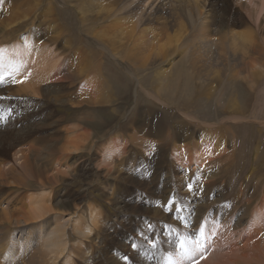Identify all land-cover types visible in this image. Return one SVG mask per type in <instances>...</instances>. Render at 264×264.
<instances>
[{"label": "rangeland", "instance_id": "1", "mask_svg": "<svg viewBox=\"0 0 264 264\" xmlns=\"http://www.w3.org/2000/svg\"><path fill=\"white\" fill-rule=\"evenodd\" d=\"M206 1L209 2L200 0L201 5ZM48 2L49 0H40L39 10L42 11ZM234 2L238 3V8L242 9L250 19V26L257 32L256 37L258 36L264 45V0H234ZM65 8L56 10L61 13V22L64 26H69L73 34L86 41L84 50L90 51L96 48L95 42L81 32V23L75 9L71 5ZM200 8L204 13H209V10L213 9L211 10L213 19L219 22L221 10L217 5H204V7L202 5ZM66 13L69 14L68 18L65 17ZM41 20L43 19H38L36 23ZM31 24V20L27 19L25 27L19 28L15 35L19 36ZM244 27L240 26L239 29L243 30ZM15 35L9 37V42L18 40ZM57 50L59 53L63 52L61 54L68 51L62 41L57 44ZM148 56L149 54H146L144 59ZM105 59L112 67L117 65L123 67L126 73L123 69L122 72L131 80L127 95L121 92V88L124 87L123 82L119 83L115 79L110 81L113 82L115 89L113 91L118 96L112 105L102 107L95 105L81 90V83L75 76L63 83L58 77L59 74H53L52 86L44 89L47 92L44 98L50 102L54 113L46 121L41 122L46 124L41 126L34 137L55 138V135L60 133L63 142L65 128L71 126H80L81 130L89 131L91 137L85 147L72 153L68 161L52 162L48 165L45 176L59 173L58 176L62 178L57 183L52 182L53 178L51 182L49 180L46 182L42 177V181L46 182L44 185L36 180H24L23 183L21 181L18 184L13 183L9 174L0 177V264H28L32 259L43 264L45 262L47 264H192L196 259L199 260V264H218L220 261H222L220 264H241V262L264 264V74L263 76L259 74L261 82L254 85L249 78L252 76L249 71H241L234 78L229 72L226 73L228 75L221 73L225 84L222 89L223 82L218 83V88L222 89L220 101L218 102L216 97L210 100L202 99L195 114L202 120L213 122L211 127L213 129L218 118L223 119L231 115V113L226 114L228 111L222 108V105L228 98L234 97L239 104H245L243 102L246 100L248 104L246 111L251 113L254 107L257 110L256 115L251 117L249 113L248 116L242 114L243 119L240 121L229 119L222 125L223 128L217 125L225 133L224 138L228 140L225 142V147L221 145L220 150L211 139H207L206 143L195 149H183L180 155L175 154L173 148H170L168 144L172 145L171 142L166 145V142L152 141L145 144V147L133 142V146H130L129 137H125L124 140L117 141L116 145L114 142L108 144L112 141L109 140L111 136L115 139L122 135L123 130L130 136L136 132L139 113L151 103L147 90L150 91L151 86L155 84L156 68L166 67L170 61H157L155 65L144 63V67H135L129 61L122 62V65L116 63L117 59L111 54L106 53ZM18 68L23 72L26 70L23 63ZM5 69L14 75V64H7ZM261 69L264 71V66ZM9 73L0 74L3 77V81L0 82V132L7 131L6 125L9 124L7 120L15 113V107L23 106L24 103L30 104L31 107L30 98L35 101L40 97V94L33 97L30 93L20 90L17 82L9 78ZM22 77L21 81L24 82V76L19 78ZM69 91L75 92V96L65 103V93ZM192 91L193 89L186 90L184 95ZM163 93L166 97L167 94ZM178 93L179 90L176 88L169 95H175L178 101ZM158 103L160 105L158 122L172 128L182 120L183 116L179 111L170 112V107ZM132 112L134 114L130 115ZM45 114L36 120L43 119ZM71 115L78 120L70 119ZM19 117L21 123L16 124L17 128L24 122L23 111ZM15 127H9L8 130ZM196 129H198L196 134L199 136L205 125H200ZM214 131L216 130L209 131L210 135H216ZM148 136L147 134L146 138H151ZM101 140H105L107 144L105 143L104 146L105 141L100 143ZM101 144L104 146L102 150H100ZM26 146L27 144L25 148ZM110 146L113 147L112 155L107 156L104 150L105 147L108 149ZM142 148L151 161L158 153L164 154L168 163L176 162L177 157H181L180 160L183 162L180 163V168L184 170L182 171L184 175L177 180L170 179L172 185H165L166 174L162 173L156 179L157 182L160 180L159 182L162 183L153 186L152 181L138 175L142 174L140 172L145 169L147 162L131 165L135 157L141 154ZM13 150L10 149V155L3 156L1 168L4 167L5 171L13 163V158H16V155H12ZM16 166L20 168L19 165ZM83 167L91 170L81 177L80 172ZM153 172L154 170L147 171L145 175L150 178ZM21 175L23 174H20V177ZM75 179L76 183H71ZM76 192H82L80 198L75 197ZM32 196H39L41 202L47 205V210L43 214L38 211L40 209L36 204V200L40 199ZM235 199L243 203L242 206L251 209L250 219L238 221L235 218L243 209L240 207V210L235 209L237 211L234 212L235 216L232 220H223V214L233 210L232 201ZM205 202L213 203V209L209 214L210 223L204 218L199 225H191L190 220L193 221L197 215V206ZM58 225H61L63 231L59 235L55 233V236L63 241L64 245L61 247L64 250L59 248L56 252L46 244L51 230H55ZM186 242L194 245L196 253L194 252L189 259H182L178 256L182 254ZM166 245H169V252L172 254L177 252L176 256H169V260L166 253H163L166 251ZM236 261L238 263H235Z\"/></svg>", "mask_w": 264, "mask_h": 264}, {"label": "bare ground", "instance_id": "2", "mask_svg": "<svg viewBox=\"0 0 264 264\" xmlns=\"http://www.w3.org/2000/svg\"><path fill=\"white\" fill-rule=\"evenodd\" d=\"M39 1L32 0V4H30V0H0V74H8L9 70L5 67H7V64H14V75L9 73V78L15 83L17 82L18 88L23 92L30 93L33 97L40 94L38 100L33 101V98H30L32 100L29 102L31 107L30 104L26 105L27 103L15 107V113L11 114L7 120L9 123L6 125L7 131L0 132V177L9 174L13 183L18 184L21 181L23 183L24 180H36L42 185L48 180H52V178L54 183L61 180L62 176L59 177V173H53L52 176H49V174V177L45 176L48 172V165L52 162L68 161L74 151L81 150L86 146L91 133L81 130L80 126H71L65 128L63 142H61L62 134L60 133L56 134L55 138L34 137V134L40 131L41 126L46 124H41V122L46 121L54 113L50 102L44 98L47 94L44 89L52 86L53 74H59L58 77L62 79L63 83L75 76L81 83V90L89 96L95 105L100 107L112 105L118 96L113 91L115 90L113 89V82L110 83V81L115 79L119 83L123 82L124 87L121 88V92L127 95L129 94L131 80L122 72V69L125 70L123 67L111 66L105 59L106 53L117 59L116 63L122 65V62L129 61L135 67H144V63L155 65L157 61H170L168 65L170 68L168 66L156 68L155 84L151 86L150 91L147 90L151 103L144 108V111H139L136 132L130 136L123 130L122 135L117 136L115 139L111 136L109 140L112 141L108 144L114 142V145H116L117 141L124 140L125 137H129L130 146H133V142L141 144L142 147H145V144L152 143V141L166 142V145L171 142L172 145H168L173 148V152L181 155L183 149H195L197 146L206 143L207 139H211L217 145V149L220 150L222 146L225 147L227 139L224 138L225 133L219 127H222L229 119L240 121L243 119L242 114L246 116L249 113V111H246L248 107L246 100L243 102L245 104H239L234 97L228 98L222 108L228 111L226 114L231 113V115L225 116L223 119L218 118L215 121V128L213 127V129L217 131H214L216 135H210L209 133L213 130L211 128L213 122L207 119L202 120L195 114L202 99L207 98L210 100L216 97L218 102L220 101L221 90L225 84L222 81L223 77H221L223 72L225 75H228L226 73L229 72V75L234 78L241 71H249L252 74L249 77L252 84L257 85L261 82L260 75L263 76L264 74L261 69L264 66V45L258 36L256 37L257 32L250 26V19L242 9L238 8L237 5L241 1L235 3L234 0H220V2L219 0H208V3L206 1L202 4L203 7L204 5H217L220 8L219 22L215 18L213 19V9H211L212 11L209 10L211 13H204V10H201L200 0H49L42 11L38 8ZM68 5H71L77 13L81 23V32L95 42L96 48H92L90 51L84 50L86 41L82 37L79 38L76 34H73V30H70L69 26L65 27L64 23L61 22V13L59 14L56 10L58 8H68ZM66 16L68 18L69 14L66 13ZM27 19L32 22L29 25L30 27L20 33L19 36L15 35L19 28L25 27ZM38 19L43 20L36 23ZM240 26L245 27L242 30L239 29ZM216 34L217 37H215ZM14 35L18 37V40L9 42V37ZM60 41L68 49L65 54H61L63 52L59 53L57 50V44ZM6 43L8 44L5 46ZM146 54H149V56L144 59ZM21 63L26 66L24 72L18 68ZM124 72L126 73V70ZM21 76L25 77L24 82L21 81L23 77L19 78ZM220 82H223L222 89L218 88ZM176 88L179 90L177 94L178 101L175 95H169ZM189 89H193V91L188 95H184V92ZM163 92L167 94L166 97ZM65 95L64 102L67 103L71 97L75 96V92L69 91ZM158 102L170 107V112L179 111L183 116L182 120L172 128L158 122V112L160 110ZM21 111L24 114V122H22V126L17 128L15 127L16 124L21 123L19 117ZM255 111L257 110L253 107L252 112L249 113L251 117L256 115ZM43 114H45L43 119L37 121L36 119ZM132 114L134 112L130 115ZM62 117L61 115L60 119ZM72 118L77 119L71 115L70 119ZM200 125H205V129L197 136L198 129L196 128ZM9 127H15V129L8 130ZM147 134L151 138H146ZM102 136H104V133ZM103 141L105 140H101L100 143ZM105 143L106 141L103 144L104 146L107 144ZM103 145L100 146V150L104 149ZM112 148L111 146L108 149L105 147L104 152L106 151L107 156L112 155ZM10 149H14L12 155H16V158H13V163L9 164V169L5 171L4 167L1 168V163L4 161L3 156L10 155ZM143 150L145 149L142 148L141 154L135 157L131 165L147 162L145 169L140 172L144 176L142 174L138 175L152 181L153 186L162 183L159 182L160 180L158 182L156 180L162 173L166 174L165 185H172L170 183L173 179L177 180L178 177L184 175L182 174L184 170L180 168V163L183 162L180 160L181 157H177L176 162L168 163L164 154L158 153L155 159L151 161ZM120 152L122 151L120 150ZM17 160L18 162H16ZM16 165H19L20 168ZM90 170V168L83 167L80 176L89 173ZM152 170H154V174L151 173L152 177L148 178L145 173ZM20 174L23 175L20 177ZM42 177L46 179V182L42 181ZM71 183H76V179ZM27 185L29 184L27 183ZM76 193L75 197L80 198L82 192ZM13 196L15 197V195ZM39 196L32 197L40 199ZM36 201L37 207L40 209L38 211L43 214L47 210V205L42 203L41 199ZM232 202L233 210L223 214L224 221L232 220V217L235 216L234 212L240 210V207L243 209L235 218L238 221L245 218L250 219L251 209H248V206H242L243 203L241 204L237 199ZM212 205L213 203L209 202L199 204L196 209V218L193 221L190 220V224L197 226L204 218H207L209 222V214L213 209ZM36 214L39 215V213ZM62 231L61 225H58L55 230H51L50 241L48 240L46 245L51 246L52 251L57 252L59 248L64 250L61 247V245H64L63 241L58 240L57 235L55 236V233L59 235ZM165 249L166 251L163 253H166L168 260L170 259L169 256H176L177 252L173 254L169 252V245H166ZM182 249V254L177 255L182 259H189L194 252L196 253L194 245L191 243H184ZM174 251L176 250L174 249ZM45 263L47 264V262ZM220 263L222 261L218 264ZM235 263H238V261ZM28 264L43 263L35 262L32 259Z\"/></svg>", "mask_w": 264, "mask_h": 264}, {"label": "snow or ice", "instance_id": "3", "mask_svg": "<svg viewBox=\"0 0 264 264\" xmlns=\"http://www.w3.org/2000/svg\"><path fill=\"white\" fill-rule=\"evenodd\" d=\"M2 81H3V77L0 76V82H2ZM192 264H199V260L198 259L193 260Z\"/></svg>", "mask_w": 264, "mask_h": 264}]
</instances>
